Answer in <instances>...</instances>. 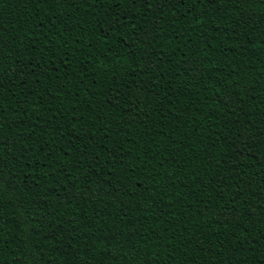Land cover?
Masks as SVG:
<instances>
[{
	"label": "trees",
	"instance_id": "obj_1",
	"mask_svg": "<svg viewBox=\"0 0 264 264\" xmlns=\"http://www.w3.org/2000/svg\"><path fill=\"white\" fill-rule=\"evenodd\" d=\"M262 14L0 0V264H264Z\"/></svg>",
	"mask_w": 264,
	"mask_h": 264
},
{
	"label": "snow or ice",
	"instance_id": "obj_2",
	"mask_svg": "<svg viewBox=\"0 0 264 264\" xmlns=\"http://www.w3.org/2000/svg\"><path fill=\"white\" fill-rule=\"evenodd\" d=\"M175 2L176 0H146V5L150 10L152 9L153 5H156L159 8V10L162 11L165 7H168L170 3L174 5ZM239 2L251 7L252 5L257 3H264V0H239ZM248 18L250 19V22L264 24V14L261 15L258 21L251 20L250 16ZM108 103H111V101H108ZM82 118L83 117L81 116L80 119ZM69 127H71V125H69ZM98 131L102 132L104 131V128L101 127L100 129H98ZM69 135H71V133H69ZM85 136L89 137V139H95V133H91V129L84 130L83 128L80 130V135L77 136L76 138L82 139ZM108 138L111 139V135H109Z\"/></svg>",
	"mask_w": 264,
	"mask_h": 264
}]
</instances>
